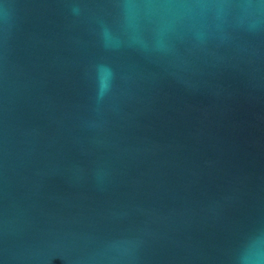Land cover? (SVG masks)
I'll use <instances>...</instances> for the list:
<instances>
[{"label":"water","instance_id":"1","mask_svg":"<svg viewBox=\"0 0 264 264\" xmlns=\"http://www.w3.org/2000/svg\"><path fill=\"white\" fill-rule=\"evenodd\" d=\"M0 264H264V0H0Z\"/></svg>","mask_w":264,"mask_h":264}]
</instances>
